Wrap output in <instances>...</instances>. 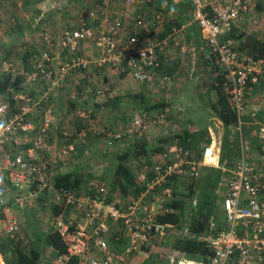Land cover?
Segmentation results:
<instances>
[{
	"label": "built area",
	"instance_id": "built-area-1",
	"mask_svg": "<svg viewBox=\"0 0 264 264\" xmlns=\"http://www.w3.org/2000/svg\"><path fill=\"white\" fill-rule=\"evenodd\" d=\"M184 1L191 20L199 28L207 53L223 67L227 102L236 111L240 128L247 93L254 87L264 90V51L260 55L242 54L233 39L225 37L233 28L243 29L246 18L264 14V0ZM141 3L142 0H99L70 26L55 32L43 28L38 51H31L29 45L25 63L1 59V70L10 74L12 82L17 77L21 80L19 89L11 85L0 93V172L6 171L14 186L27 184L35 188L31 195L53 188L56 198L80 212L75 225L62 220L55 224L66 242L64 255L57 258L61 264L74 258L77 264H127L137 251L151 248L157 236L173 230L178 237L196 238L210 250L200 261L182 259L180 264H264V180L243 150L226 181L221 182L225 188L217 190L220 195L224 190L220 200L225 218L223 225L217 227L212 219L207 233L196 235L190 230V213L179 225L158 220L159 215L178 212L171 205L176 199L177 185L189 188L201 178L204 168L225 170L215 138L205 143L200 152L172 141L163 151L152 153L153 163L135 173L144 186L138 194L76 196L69 190L56 189L46 175L48 166L68 156L75 148L72 141L52 149L50 141L54 131L55 92L61 90L66 80L72 82L82 102L89 94H102V88L95 86L97 79L89 72L91 67L111 69L118 74L129 72L138 81L145 82L160 67V52L168 43H180V51L186 52L189 43L174 37L178 33L175 28L166 30L171 20L164 12L166 2L161 5L150 0V10L137 7ZM41 18L38 16L34 22ZM7 25L11 27L10 23ZM3 26L5 24L0 22V27ZM184 27L185 24H181L180 29ZM163 32L167 34L161 37ZM88 44L96 50L93 59L85 57L81 51ZM160 81L159 86L163 88L170 82V76L160 73ZM166 122L165 112L150 117L136 112L129 128L107 131L106 135L122 141L132 134L143 133L149 126ZM25 138H31L26 152L5 149ZM40 149L49 151L45 162L34 154ZM100 191L105 194L102 188ZM150 196L156 207L148 202ZM25 198L16 196L14 203L22 206L27 201ZM187 206L192 212L196 209V196L189 199ZM0 222L11 237L19 231L16 217L1 199ZM118 223L128 240L121 250L113 251L107 236L110 228Z\"/></svg>",
	"mask_w": 264,
	"mask_h": 264
},
{
	"label": "trees",
	"instance_id": "trees-1",
	"mask_svg": "<svg viewBox=\"0 0 264 264\" xmlns=\"http://www.w3.org/2000/svg\"><path fill=\"white\" fill-rule=\"evenodd\" d=\"M157 1L158 4L166 2L167 5L165 7V11L169 12L170 10H172L174 14L171 21H173V23L177 26L180 23V14L189 13L188 6L186 4H180L178 0H152V2ZM0 2L1 8L4 0H0ZM174 4H176L178 8L174 7ZM166 27H170V21L168 22V24H166ZM11 28H13V25H11ZM166 34L167 33L165 32L162 33L161 37L165 36ZM196 38L198 39V41L202 40L201 35L198 33L196 34ZM225 39H233L234 43L236 42V49L242 54L260 55L264 51V38L257 37L254 34H248L243 29L233 28L229 32V34H227V37H225ZM0 49L6 57L7 54L10 53L4 46L0 47ZM178 63L179 62L176 59L170 61H163L162 59H160V67L158 68L156 73H165L171 76L175 72V69L178 67ZM206 67L210 69L209 73L213 75V78L209 84V90L213 91L216 95V100L212 104L214 108L213 110L216 117H218L222 121L225 127V135L222 142L220 143L219 157L220 163L224 165L225 170L222 171L221 168H204L201 178L199 179L200 189L196 194L197 207L193 212L187 209L188 206L185 202V196H178L177 191L175 190L174 194L176 199L171 205L177 208L178 212L158 216V220L160 222L174 223L176 225H179L181 219L185 215L190 213V230L196 235L207 233L209 224L212 219L215 220V224L217 225V227L220 226V215L223 216V220L225 219L224 214L220 213V215H218V213L216 212L218 201L221 199V195L219 194V192H217V190L222 189L221 182L226 181V179L228 178L229 170L233 168L234 163L240 153L238 135L242 134L243 132L244 134L248 135L247 137L249 139L258 143V128L261 124L264 123L261 120L260 123L253 124L254 126H251V123H242V127L239 129V131H236L234 127H236L238 123V116L234 108L230 107L227 102V94L223 86L225 80L223 67L215 62L213 56L208 58ZM20 80L21 78L17 77L14 82H12L9 73H0V93H4L11 85H13L15 89H19ZM133 101H137L139 112L145 114L147 117H150L154 112L164 111L167 106V102L164 99H156L152 96H147L142 93L134 94L130 97L106 96V99L102 104H94V106L101 109L120 108L124 111L129 110V114L131 113L133 116L134 113L138 112L137 109L133 107ZM78 102L81 103L79 100ZM84 102H86V98ZM244 120L251 122L253 120V117L246 115L244 116ZM231 128L235 131V134L233 133L232 137L230 135ZM123 140H126L125 149H122V151L120 150L115 155L113 160H104L105 164L104 166H101V176H98L95 172H91L87 175H81V173L78 174L75 172L56 174L52 180L54 187L56 189L69 190L75 193L76 196H79L81 194L79 192V189L87 187V184L85 183H89L92 180V190L88 191L89 194L85 195H89V197H101L104 195V193L99 190H95L97 189L96 184L99 182H104V178H106L105 176L109 175V171H112V175L110 174V182L107 185L106 190H108L109 188L111 189V192L118 191V194H121L122 196L127 195L129 192L138 194L140 191L144 190L143 184L137 180L135 174L128 167L127 163L128 160L133 157L136 160H139L148 156L146 150V142L142 141L141 139L129 140L128 137L123 138ZM194 140L195 135L189 133L188 130L184 129L173 136L166 135L159 138L157 141V146H155L153 150L157 152L163 151L165 145L170 144L172 141H175L180 145L186 146L188 148H192L194 145ZM70 142L71 141L66 142L64 145ZM127 142L129 143L127 144ZM74 147H76L75 143ZM73 152H75V148ZM146 159L148 160V157ZM83 176L86 178H83ZM193 188L194 187L192 185L189 186V199L195 196V192L192 190ZM1 195L2 194L0 193V196ZM26 199L27 198H25L24 201H26ZM16 205L19 206V208L21 206L18 203ZM71 209L72 207L66 205L62 199L61 201H58V203L54 206L55 215L63 214L62 212L64 210L68 212ZM18 232H16L12 237L7 233L3 236V238L0 235V237L2 238L0 239V254L5 264H49L44 263L42 259L44 245H49L53 250H55V256H62L66 251V242L64 236L57 225L50 226L44 233L41 232L37 236V238H35L32 244H26L20 236L18 237ZM173 248L179 253L193 258L207 256L210 253L209 248L203 242L198 241L196 238L176 237L173 242ZM65 264H77V261L74 258L68 260Z\"/></svg>",
	"mask_w": 264,
	"mask_h": 264
},
{
	"label": "rangeland",
	"instance_id": "rangeland-1",
	"mask_svg": "<svg viewBox=\"0 0 264 264\" xmlns=\"http://www.w3.org/2000/svg\"><path fill=\"white\" fill-rule=\"evenodd\" d=\"M13 1L16 0H10V4H13ZM19 0L16 1V3L14 4H18ZM180 4H186L184 0H179L178 1ZM8 2L4 1L2 3V6L7 5ZM72 3V4H71ZM68 4V9L69 11L65 12L68 13L70 12L71 14L74 13V2H71ZM13 4V5H14ZM156 4V3H155ZM149 3L147 0H142L141 5L137 6L143 8L145 7L146 10H150V6H148ZM162 5V4H161ZM159 5V7L161 6ZM0 8V22H2L3 24H5V26L0 27V36L2 35L3 38H5V35L8 36V25L7 23H10L11 25H14L11 33L14 34H9V36H14L16 34V31L21 28L25 23L24 21L27 19L26 16L24 15L25 12L24 10H21L20 8H15L13 7V11L12 8L8 9V12L6 13V11L3 10V8ZM152 6V5H151ZM79 7V6H78ZM2 9V10H1ZM29 11H27L28 13ZM24 13V14H23ZM36 10H32L31 15L35 14ZM64 13V12H63ZM73 17L71 18V21L74 20V15H72ZM172 20V18H170ZM33 23H34V19H33ZM64 24V23H63ZM63 24H60V26H62ZM41 28H44V25L41 24ZM46 28H49L48 26H46ZM64 28V27H63ZM24 29V28H22ZM21 29V30H22ZM40 27L32 32H29L27 30L26 34H23L21 32V36L18 39H15L14 45L12 46V48H10L8 51L10 53L7 54V57L2 53V50L0 49V61L1 59H12V60H18L21 62H26V59L28 57V55L26 54L25 51L26 48H29V45L31 46V48L34 52H37L41 43V38L39 36L41 30ZM62 28H59V30ZM56 30V31H59ZM243 30L245 32H247L248 34H254L257 37L260 38H264V14H260L257 17H253L250 19V22L245 23ZM8 36V39H9ZM6 39V38H5ZM186 39V38H184ZM236 43V42H235ZM84 54L85 57L93 59L96 57V50L93 47L92 44H88L85 48H83L81 50ZM190 71V70H189ZM194 71V70H193ZM192 71V72H193ZM5 72L3 70H1V66H0V73ZM89 72H91L92 74H94L95 79H97L95 86L102 88V94L99 95H87L86 97V106L88 107V105H92V104H102L105 99L106 96H110L111 92L113 91L114 87L115 89L117 88V75L118 73L115 72L114 70L111 69H101V70H97V69H93V67H91L89 69ZM209 74V73H208ZM75 76V73H74ZM155 76V75H154ZM160 78V74L158 73L153 81L155 83V85H157L158 90L153 91L154 94H160L163 96H172L171 94L173 92H175V94H184L186 97V99L183 97H178L176 96V98L174 100H172V102L170 103L168 109L169 111H177L179 110L175 115H172L171 112L165 110V114L167 116L168 121L173 120L172 118H176L178 117V115L181 118H184L186 120L187 123H190V127L191 125L194 127H197L198 129L207 126L208 124H206V111L203 108V105L200 104L201 100L197 102V99H195V104H193V102H190L192 98L188 97V95L194 96L195 95V91L194 88L196 86H194L193 84H195V79H193L190 75H188L185 78H181V80L178 79H174L172 82H170L169 84L166 85L165 89H161L159 86L160 80H158ZM158 78V79H157ZM206 80V81H205ZM210 77L209 76H205L204 77V82L206 84H209ZM182 84V85H181ZM194 86V87H193ZM209 86V85H208ZM179 89V92H178ZM119 90L116 89L114 92L115 94L118 92ZM152 92V90H149ZM69 92L71 93V97L69 96V98H71V102L70 104H78V96L76 93L75 88H73L72 86V82L66 83L61 90H57L55 93L56 95H59L64 98H66V95L69 94ZM114 92H112V95H114ZM255 92H260V90H256ZM68 93V94H66ZM116 96V95H115ZM68 100V99H67ZM194 100V99H193ZM249 98L246 99V107H245V114H250V112L255 111L254 108H258L261 107L260 103L255 102V100H249ZM65 101L64 103V99L63 102H61V104H59L58 106H61L63 108H67V112L66 113H61L60 117H65L63 119V123H65L66 121H73L74 125L76 126V124H78V126H81L85 129V135H78L79 131L77 130V127L74 126V128L72 130L66 129V128H61L60 132L56 131V141L52 142L53 139V133H52V139H51V143H52V149H55L56 147L62 146L64 145L66 142L69 141H76V147H75V152H70V154L67 157H62L60 159H57L56 161H54L51 166L47 167V173H49V176H52L50 179L53 180L54 177V171L58 170L59 174L62 173H67V172H73L76 171L77 173H81V175H87L90 174L92 171L95 172L98 176H101L100 174L102 173V165L104 166V160H113L115 155L122 149H125V143L126 140H122L121 142L118 140H114L111 139L110 136L106 135V132H110V131H115V130H120L123 127H126V125L131 123L132 120V114H129V110H122V109H110L107 111L106 110H102L101 108L98 109V107H95L96 110L92 111V119H93V123L89 124V123H85L84 120H82L79 117V113L80 111L77 112V110H74L73 106H70L68 103ZM254 103V104H252ZM256 105V106H254ZM71 107L73 109H71ZM185 108V111L180 110V108ZM88 109H90L88 107ZM71 110L75 111L71 114L70 119H68L69 113ZM175 122V120H173ZM172 123V121H171ZM161 126H158L159 128L165 130H169V127H164L166 124H159ZM199 129V130H200ZM100 130L101 132L99 133ZM104 130V132L102 131ZM152 136H155V134H152ZM157 136V134H156ZM141 138V137H140ZM155 139V138H154ZM151 139L150 140H154ZM239 139L241 141V143L239 142L240 145V150H243L246 154L247 151H252L251 149L249 150V138L247 137L246 134H244L242 132V134H239ZM131 140V139H129ZM128 140V141H129ZM158 141V139H156ZM156 141V142H157ZM129 142H127L128 144ZM6 150H12V148L10 147V145L5 147ZM20 150L24 151L23 149L20 148ZM39 154H45L42 151L38 150ZM49 158V154H45L44 156H42V162L47 161ZM138 160V159H137ZM134 157L131 158L130 160H128V167L133 171V172H137L138 170L141 169V164L142 162L137 161ZM136 161V162H135ZM261 165V164H260ZM262 166V165H261ZM264 167V166H263ZM262 167V171L264 172V169ZM49 168V169H48ZM92 169V170H91ZM261 169V168H260ZM89 170V171H88ZM1 173V172H0ZM112 175V171H109V175L105 176L106 178H104V184H109L110 182V178ZM4 174H0V187L3 186L4 188V193H3V199L6 202H9L10 199L12 197H15V195H19L21 197H23L27 192L24 188H20L19 190H16L14 188H5L9 185V180L6 176H3ZM261 178H264L261 175ZM92 181V180H91ZM89 183H85L87 184V187L85 188H80L79 192L81 193V195H85V194H89L88 191L92 190L91 184H93L92 182ZM97 182V181H96ZM5 183V185H3ZM102 184L101 182L96 184V188H105V185ZM84 187V186H83ZM90 187V188H88ZM200 182L199 179L196 181L194 188L192 189L195 192V196L198 192V190L200 189ZM222 188H225L224 185L221 186ZM177 191V195L183 197L185 196V202L188 204V192H189V188L179 185L176 188ZM84 193V194H83ZM107 197H112V196H120L118 194V191H112L111 189L108 188V190L105 191ZM224 193V190H222L221 192V196ZM89 196V195H88ZM221 200V199H220ZM220 200L218 201V206L216 208V212L218 213V215H220V213L223 214L221 208H220ZM58 201H61V199L56 198V196L54 195V189L50 188V189H46L43 190L41 192L35 193L34 196L28 197V204L24 203L22 206L23 208H20L17 210L16 212V217L18 219V229L19 232L17 233L18 237L20 236L26 243H28L29 241L27 239H29V236L33 235L32 233H41V232H46V230H48V228L50 226H54L55 224H57V220H65L64 222L69 223L72 222L74 225L77 222V220H79V216H80V212L78 211L77 208H72L70 211H63V214H59L57 216H55V210H54V206L58 203ZM27 202V201H26ZM55 216V218H54ZM221 220H219L220 225H223V216L220 215L219 217ZM169 232V231H168ZM6 234V233H4ZM1 235H3V233H1ZM169 240V239H168ZM164 240L161 241L162 246L166 247L169 245V241L171 240ZM109 244V243H108ZM111 245V244H110ZM113 245V244H112ZM114 247L112 248H116L115 245H113ZM169 248V247H168ZM167 248V249H168ZM117 249V248H116ZM162 251H160L162 254V259L164 258L165 255H170V252H168L167 249H163L161 248ZM171 249V248H169ZM113 250V249H112ZM152 253L149 254V258L146 259V263H154L155 260H157L159 257H152ZM43 257L42 259H44L45 261H50L52 262V264H61L59 263V259H57V261H55L54 263V259L52 260V254H50V249L47 245H44L43 247ZM183 258V257H181ZM164 264H172L171 263V257L169 258L167 256V258L165 259ZM182 260V259H180ZM137 262H140L137 261ZM159 264V263H158Z\"/></svg>",
	"mask_w": 264,
	"mask_h": 264
},
{
	"label": "crops",
	"instance_id": "crops-1",
	"mask_svg": "<svg viewBox=\"0 0 264 264\" xmlns=\"http://www.w3.org/2000/svg\"><path fill=\"white\" fill-rule=\"evenodd\" d=\"M4 1L8 2L7 5L2 6L3 10L6 11V13L8 12L9 8H12V11H13V7L20 8L21 10H24L25 14L24 13L23 14L27 18L24 21L25 24L16 31V34L14 36H11V37L9 36V34H11V35L14 34V33H11V30H12L11 27L8 28V33H7L9 36V39H8L7 35H5L6 39L3 38L1 35L0 47L4 46L7 50L12 48V46L14 45L15 39H18L21 36V32L23 34H26L27 30L29 32H32L34 30L37 31V29L39 27H40V29H42L41 24L44 25V28H46V26H48L50 30L55 32L56 30H59V28L67 27V26H70L71 24H73L74 21L77 19V17L80 14L85 13L89 8L94 7L99 2V0H19L18 4L16 5V4H14V3H16V1H17L16 0V1H13V4H14L13 5V4L9 3L10 0H4ZM147 1L149 3L150 0H147ZM71 2H74V13H72V14L70 12L65 13V12L69 11L68 9H70V8H68V4ZM156 4H158V1ZM174 5H175L174 7H177L176 4H174ZM135 7H136V5H135ZM143 8L145 9V7H143ZM32 10H36V13L31 15ZM27 11H29V12L27 13ZM149 12L150 11H148V13ZM164 12L166 13L165 15L167 17H169V18L173 17L174 13L172 12V10H170L169 12L164 10ZM38 14H40L42 16V18L39 20V22L33 23V19L35 21V19L38 16H40ZM72 15H74L73 21H71V18L73 17ZM246 19H247L245 21L246 23L250 22L251 16L246 18ZM179 20H180V23L178 26L176 24H174L173 21L170 20V27H167L166 30L169 31L172 28L173 29L175 28L176 32H178V33H176L174 35V37L179 38L180 42H188L189 43L188 48H187L185 53H182L180 51V46L182 44L176 43V42L168 43V45L166 47H164V49L160 52V59H162L163 61H168V60L170 61V60L176 59L179 62L178 67L175 69V72L170 76V82H172L174 79L181 80V78H185L188 75H190L193 79H195V84H193L194 86H196L194 88L195 95L194 96L188 95V97L192 98L190 102H193V104H195V99H197V102L201 100L200 104L203 105V108L207 114L205 123L208 125L202 127L201 129L199 128L200 129L199 130L197 127H194L192 125L190 127V123H187L184 118H181L178 115V117L172 118L173 120H175V122L173 120H171L172 121V123H171V121L170 120L168 121V119H167V122L165 123L166 125L164 127H169V130H167V129L163 130V129L158 127L161 125L155 124L154 126L147 127V129L141 134H132L130 137H128L129 139H131V140L132 139H134V140L141 139L142 141L146 142V150L148 153V156H147L148 160L146 159L147 157L137 160L139 162L140 161L142 162V164H141L142 168L146 165L153 163L152 153L157 152V151L153 150V148L155 146H157V142H156L157 140L156 139H159V138L164 137L166 135L167 136H173L181 130H184V129L188 130L189 133L195 135L194 145L192 148L191 147L190 148L196 152H200V149L202 148V146L205 143L209 142V140L211 138L216 139L215 141L217 143V147H218V144L220 146V143L222 142L223 137L225 135V127H224L222 121L218 117H216L214 110H213L214 108H213L212 104L216 100V97H215L216 95L213 91L209 90L208 85L210 83L206 84L204 82L205 76L210 77L209 82H211V80L213 78V75H211L209 73L210 69L208 67H206L207 60L209 57H211V55H209L207 53V47L204 45L203 40L198 41V39L196 38V34L197 33L200 34V31H199L198 26L195 24V22H193L191 20L190 14L189 13L180 14ZM60 24H63V25L60 26ZM181 24H185V27L182 30L180 29ZM22 28H24V29H22ZM184 38H186V39H184ZM234 45H235V43H234ZM26 54L28 55V53H26ZM157 74L158 73H153L149 77L148 81L141 82V81H138L136 78H134L133 75L129 72L120 73L117 75V84H116L117 85L116 89H118L119 91L115 94L114 91L116 89L114 87V89L112 91V92H114V95H112V92H111L110 96L114 97L116 95V96H129L130 97L134 94L142 93V94L147 95V96H152L156 99H164L167 102V106L164 109V111H160V112H165V110L169 111L168 107H169L170 103L172 102V100H174L176 98V96H178V97L184 96L185 99L187 96H185L184 94L178 95V94H175V92H173L171 94L172 96L168 95L167 98H166V96H163L160 94H154L153 91L158 90L157 85H155V83L153 81L154 77ZM158 80H160V78ZM66 83L70 84V80L69 79L66 80ZM160 83H161V81H160ZM166 85L163 87V89H165ZM149 90H152V92ZM256 90H260V92H255ZM178 92H179V89H178ZM71 93L72 92H69V94L66 93V94H68V95H66V98H64V97L61 98L60 94L55 95L56 102H55V110H54L55 119L53 121L54 131L52 132L53 133V139H52V134L50 135V141L52 139V142L56 141L55 140L56 139V133H55L56 131L60 132L61 128H66V129L72 130L75 126L73 121H68V122L66 121L65 123H63V119L65 117H60V114L66 113L68 110H67V108H63L61 106H58L59 104H61V102H63V99H64V103H65V101L66 102L69 101L70 103H72L71 98H69V96L71 97ZM247 98H249V100H255V102L260 103L261 107L254 108L255 111L250 112V114H245L246 113L245 112L246 105H244L243 115L241 117L242 123H245V124L251 123L252 124L251 126H254L253 124L260 123L261 121L264 122V90L260 87H254L247 93L246 99ZM69 102H67V103L70 106H73V104H70ZM245 104H246V102H245ZM252 104H254V103H252ZM254 106H256V105H254ZM73 107H74V110H77V112L80 111L79 117L82 120H84L85 123H89V124L93 123L92 111L96 110V108H95L96 106H94V104H92V105L89 104L88 107L90 109H88V107L86 106V102L83 101L81 103L74 104ZM133 107L135 109H137V111L139 112V106L137 104V101L136 102L133 101ZM71 109H73V108L71 107ZM102 110L107 111V109H102ZM108 110H110V109H108ZM180 110H181V112L185 111V108L181 107ZM178 111L179 110H177V111L173 110V111H169V112H171L172 115H175ZM73 112H75V111L71 110L70 112H68L69 113L68 119H70V116ZM155 113H159V111L154 112L153 114H155ZM75 114H76V112H75ZM246 115L253 117V120L251 122L244 120V116H246ZM130 126H131V123L126 125V127L121 128L120 130H125L127 127L129 128ZM75 127H77V130L79 131L78 135H85V129L83 127L78 126V124H76ZM241 127H242V125H241ZM240 128L238 127V123H237L236 127H234V129L236 131L237 130L239 131ZM234 129L231 128V134H230L231 137H232L233 133L235 134ZM152 134H155V136H152ZM156 134H157V136H156ZM257 134L259 136V142L256 143V142L252 141L251 139H249L250 141L248 142L249 143L248 148H249V150L251 149L252 151H247L246 156L249 160H251L254 163L256 171L264 177V172L262 171V167L264 166V123L259 126ZM150 138L151 139L155 138V139L150 140ZM30 139L31 138L19 139L18 144L12 143L10 145V147H16V148L12 149L11 151H15L16 149L20 150V148H21V149L25 150V152H26V150L31 146ZM238 139H239V135H238ZM239 142L241 143L240 139H239ZM74 143L76 144V141ZM40 151H42L45 154H47V153L49 154V151H47V150L45 151V150L40 149ZM34 154L40 160L42 159V156L45 155V154H43V155L39 154L38 150H36ZM65 157H67V156H65ZM263 169H264V167H263ZM74 172L77 173L76 171H74ZM6 173H7L6 171L3 172V170H2V172L0 174H4L3 176H6L8 178ZM133 173L135 174L136 172H133ZM48 174L49 173H47V171H46L47 177L51 178L52 176H49ZM56 174H59L58 170L54 171V176ZM83 178H86V177L83 176ZM262 179L264 180V178H262ZM8 180H9V178H8ZM137 180L140 181L138 178H137ZM101 183H103V182H101ZM195 183L192 184L193 187L195 186ZM3 185H5V183ZM104 185H105V188H102V187L101 188L106 191L107 184H104ZM178 186L179 185H177L176 188ZM5 188H14L16 190H19L20 188H24L27 192L24 195L27 198L26 199L27 204H28V197L35 195V194H33V195L30 194L31 192L34 191L35 188H31L27 184L22 185V186H14V184L10 180H9V185ZM101 188H97L95 190L100 191ZM176 188H175V190H176ZM0 189H1L0 193L3 195V193H4L3 186ZM2 195L0 196V199L4 201V199L2 198L3 197ZM54 195H55V191H54ZM16 196H19V195H15V197ZM85 196H88V195H85ZM15 197H12L10 199V201L6 202L5 204L7 206H9L12 214L16 217L17 210L20 208H23V206H20V208H19V206H17L14 203ZM151 200H152V196L149 197L148 202L149 203L151 202L150 204L152 207H156V204H154ZM55 216H57V215H55ZM55 216H54V218H55ZM16 219H17V217H16ZM17 221H18V219H17ZM57 221H59V220H57ZM3 229H4L3 223L0 222V235H1V233H3V235H1L2 238L5 235L4 234L5 232ZM174 232L175 231L173 230V231L167 232L164 236H160V235L157 236V238L154 241L151 248H143V249L137 251L135 256L127 264H147L145 261H146V259H148L150 257L149 254L152 252H153L152 257L158 256L159 258L157 260H155L154 263H149V264H158V263L164 264V262H165L164 258L166 259L167 256L169 258L172 257L171 263H173L174 257H178V262L180 261V259L191 260L194 262L200 261L203 257H198V258L197 257H195V258L188 257L184 254L179 253L177 250H175L173 248V242H174L175 238L178 237L176 232L175 233ZM32 234L33 235L29 236V239H27L29 241L28 243H26L23 240L26 244H32L34 242L35 238H37V236L40 233L34 232ZM1 237H0V239H2ZM127 237L128 236H127L125 230L118 223V224H114L110 228V232L107 236V241L109 243L110 248L113 249V251H117V250H121L123 248L124 244L128 240ZM168 239L171 241H169ZM164 240H168L170 242L169 245L167 246V248L169 247L171 249H169V248L167 249L166 247L162 246L161 241H164ZM112 244L115 245L117 249L112 248V247H114ZM48 247L50 249V254H52L51 259L52 260L54 259V263H55V261L57 260V258L59 256H55L56 251L53 250L49 245H48ZM161 248L167 249L168 252H170V255H165L164 258L162 259L161 258L162 253L160 252V251H162ZM156 254H157V256H156ZM181 257H183V258H181ZM139 260H140V262H137ZM43 262L52 264V262L45 261L44 259H43ZM178 262H177V264H178ZM180 262H179V264H180ZM181 263H183V262H181ZM0 264H5L3 259H2L1 254H0Z\"/></svg>",
	"mask_w": 264,
	"mask_h": 264
},
{
	"label": "water",
	"instance_id": "water-1",
	"mask_svg": "<svg viewBox=\"0 0 264 264\" xmlns=\"http://www.w3.org/2000/svg\"><path fill=\"white\" fill-rule=\"evenodd\" d=\"M178 262V257H174L173 263L172 264H177Z\"/></svg>",
	"mask_w": 264,
	"mask_h": 264
}]
</instances>
